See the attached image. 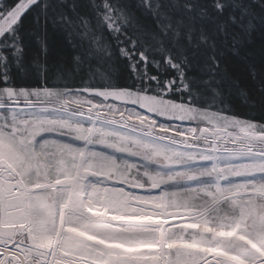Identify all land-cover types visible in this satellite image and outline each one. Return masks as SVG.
Segmentation results:
<instances>
[{
    "label": "snow or ice",
    "instance_id": "snow-or-ice-1",
    "mask_svg": "<svg viewBox=\"0 0 264 264\" xmlns=\"http://www.w3.org/2000/svg\"><path fill=\"white\" fill-rule=\"evenodd\" d=\"M87 7L0 0V264H264V117L223 91L264 0ZM29 13L45 52L42 21L67 32L80 86L25 61Z\"/></svg>",
    "mask_w": 264,
    "mask_h": 264
},
{
    "label": "trees",
    "instance_id": "trees-1",
    "mask_svg": "<svg viewBox=\"0 0 264 264\" xmlns=\"http://www.w3.org/2000/svg\"><path fill=\"white\" fill-rule=\"evenodd\" d=\"M11 3L19 2V0H9ZM68 4L76 3L80 6L82 14H90L87 7L89 0H67ZM102 3V0H96ZM123 3H133L134 0H121ZM70 12L69 9H65ZM33 24V14L26 15L24 20V30L22 35L25 38L24 59L31 62L39 59L41 63H46L52 70V83H67L72 87L81 85V79L78 73L72 69L73 57L78 54L77 47L69 38L67 32L58 26H54L51 21L48 22L46 28L41 23L40 35L44 38L47 45V51H43L40 44L34 36L30 35ZM254 28L249 35L242 37L241 43L238 45L239 55H233L228 52L224 56V65L228 69L229 78L223 85L224 98L228 107L237 115L243 118L261 119L264 117V110L260 108L262 96L261 81L264 80V26H261L259 20L254 21ZM59 67L65 70V78L57 81L55 69ZM154 70V69H153ZM253 71L255 76H253ZM127 73L121 72L117 82L121 85L131 83L125 79ZM24 87H35L36 77H27L18 80ZM138 83V82H137ZM246 93L247 96L242 95ZM87 95V93H85ZM179 98L177 97V100Z\"/></svg>",
    "mask_w": 264,
    "mask_h": 264
},
{
    "label": "rangeland",
    "instance_id": "rangeland-1",
    "mask_svg": "<svg viewBox=\"0 0 264 264\" xmlns=\"http://www.w3.org/2000/svg\"><path fill=\"white\" fill-rule=\"evenodd\" d=\"M118 103V102H117ZM129 107H135V106H129ZM139 111H141V112H143L144 110L143 109H138ZM149 115H151V114H149ZM155 119L157 120V121H160V122H165V123H167L168 121H166L165 120V118L164 117H160V116H156L155 117ZM176 123H180V122H176ZM188 125V122H184V126H187ZM127 189V188H126ZM133 190H135V189H133ZM137 192H138V190H137ZM159 192V191H158ZM139 193V192H138ZM154 193H156V192H154Z\"/></svg>",
    "mask_w": 264,
    "mask_h": 264
},
{
    "label": "bare ground",
    "instance_id": "bare-ground-1",
    "mask_svg": "<svg viewBox=\"0 0 264 264\" xmlns=\"http://www.w3.org/2000/svg\"><path fill=\"white\" fill-rule=\"evenodd\" d=\"M126 191H132L134 194H137V195H143V194H145V193H138L137 192V189H135V190H133V189H126ZM153 194H159V192H157V193H154L153 192Z\"/></svg>",
    "mask_w": 264,
    "mask_h": 264
},
{
    "label": "water",
    "instance_id": "water-1",
    "mask_svg": "<svg viewBox=\"0 0 264 264\" xmlns=\"http://www.w3.org/2000/svg\"><path fill=\"white\" fill-rule=\"evenodd\" d=\"M139 193H145V190L144 189H137ZM159 190H152V192H158Z\"/></svg>",
    "mask_w": 264,
    "mask_h": 264
}]
</instances>
